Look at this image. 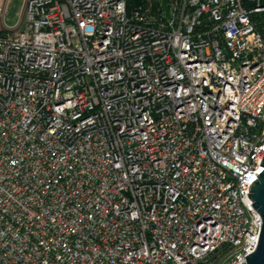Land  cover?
Instances as JSON below:
<instances>
[{"label":"built area","instance_id":"built-area-1","mask_svg":"<svg viewBox=\"0 0 264 264\" xmlns=\"http://www.w3.org/2000/svg\"><path fill=\"white\" fill-rule=\"evenodd\" d=\"M7 1L0 264L247 262L264 0Z\"/></svg>","mask_w":264,"mask_h":264},{"label":"water","instance_id":"water-1","mask_svg":"<svg viewBox=\"0 0 264 264\" xmlns=\"http://www.w3.org/2000/svg\"><path fill=\"white\" fill-rule=\"evenodd\" d=\"M162 1L166 9V14L169 17L170 14L166 0ZM262 166L264 167V159ZM257 176L258 177L250 184L249 195L254 202V207L262 216L263 224L257 248L253 253L246 257L247 262L242 264H264V168L259 174H257Z\"/></svg>","mask_w":264,"mask_h":264},{"label":"rangeland","instance_id":"rangeland-1","mask_svg":"<svg viewBox=\"0 0 264 264\" xmlns=\"http://www.w3.org/2000/svg\"><path fill=\"white\" fill-rule=\"evenodd\" d=\"M140 1V0H138ZM25 0H8L5 8L3 26L13 27L24 25V9ZM137 3V0L132 3V7Z\"/></svg>","mask_w":264,"mask_h":264},{"label":"trees","instance_id":"trees-1","mask_svg":"<svg viewBox=\"0 0 264 264\" xmlns=\"http://www.w3.org/2000/svg\"><path fill=\"white\" fill-rule=\"evenodd\" d=\"M136 0H129V7H132V3L135 2ZM138 2V0H137Z\"/></svg>","mask_w":264,"mask_h":264}]
</instances>
